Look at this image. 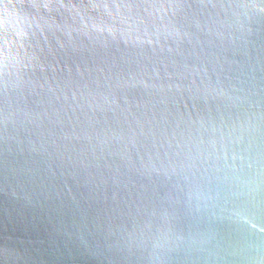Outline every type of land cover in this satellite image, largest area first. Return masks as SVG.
I'll list each match as a JSON object with an SVG mask.
<instances>
[{"label":"water","instance_id":"water-1","mask_svg":"<svg viewBox=\"0 0 264 264\" xmlns=\"http://www.w3.org/2000/svg\"><path fill=\"white\" fill-rule=\"evenodd\" d=\"M0 264H264V0H0Z\"/></svg>","mask_w":264,"mask_h":264}]
</instances>
